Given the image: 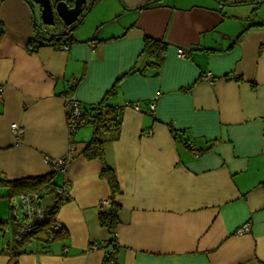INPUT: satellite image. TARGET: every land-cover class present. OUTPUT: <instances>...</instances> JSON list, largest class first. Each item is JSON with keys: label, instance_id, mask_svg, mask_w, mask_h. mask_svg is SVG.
I'll return each instance as SVG.
<instances>
[{"label": "crops", "instance_id": "1", "mask_svg": "<svg viewBox=\"0 0 264 264\" xmlns=\"http://www.w3.org/2000/svg\"><path fill=\"white\" fill-rule=\"evenodd\" d=\"M258 24L264 0H95L67 49L33 50L35 27L52 30L40 6L0 0L1 177L51 172L44 156L68 148L64 95L74 94L85 111L104 101L120 118L117 138L104 144L118 192L112 195L101 177L102 161L82 155L93 128L81 126L72 163L51 180L68 184L69 197L54 215L61 234L47 244L27 243L11 258L0 231V264H105L112 251L119 264H264ZM145 36L166 44L157 73L143 52ZM126 101L139 109L121 108ZM12 123L23 128L19 139ZM45 196L50 208L55 194L47 188L42 202ZM111 200L119 206L113 235L99 221ZM245 222L250 232L234 235Z\"/></svg>", "mask_w": 264, "mask_h": 264}, {"label": "trees", "instance_id": "2", "mask_svg": "<svg viewBox=\"0 0 264 264\" xmlns=\"http://www.w3.org/2000/svg\"><path fill=\"white\" fill-rule=\"evenodd\" d=\"M66 1L71 4L72 0ZM94 1L95 0H90V2L86 4L82 14L79 16L77 21L70 26H65L58 17H55L53 25H45L47 27H51L52 30H47L46 28L41 26L35 27V38L30 41L29 45L32 47L33 50H36L38 47L41 46H52L54 48L60 49L64 45H70L73 41V31L75 27L78 25L84 13L88 10V8L92 5ZM61 27H63V29L57 31L58 28ZM143 41V52L148 56V65H150L154 69V72L157 73L165 58L166 44L160 40L148 36H145ZM83 111L84 114H88L91 117L89 123H91L92 125L93 132L90 139L82 150V155L86 158H98L102 161L103 164L100 175L101 177L107 180L111 188L112 195H114L116 192H118V183L113 168L107 165L104 161V144L107 141L116 139L118 136L120 128L118 108L111 107L107 105L104 101H101L100 103L92 106L89 110ZM172 131L174 132L175 136L178 137L183 143L186 142V139L182 138L183 133H179L178 131H175L173 129ZM54 173L55 172L51 171L47 175L27 177L18 180H7L6 178L0 176V191L6 190L7 192L5 196L7 198L13 194L25 193L28 191H38L42 196L44 194V189L50 188L54 192L55 197L52 206L49 208V210H47V218L42 224L43 227H47L50 226L53 220L55 219V212L60 203H62L61 196L55 192V187L58 185H52L51 183L52 176L54 175ZM118 211L119 206L113 200H111L109 210L101 211L99 213V221L101 225L106 227V229L112 235L114 234L115 227L119 222ZM7 218L0 219V231L1 226L4 224V221ZM61 230L62 226L57 231L53 232L51 240L59 236L62 232ZM1 234L2 236H0L2 238H5V235L2 231ZM111 241L113 242V239L109 242ZM47 243L41 242V244ZM25 244L26 243L24 241L20 243H13L11 246L13 252L9 256L11 258H15L20 253V250L24 247ZM5 249L6 252L9 254V250L7 248ZM106 259L107 257H105V260Z\"/></svg>", "mask_w": 264, "mask_h": 264}, {"label": "built area", "instance_id": "3", "mask_svg": "<svg viewBox=\"0 0 264 264\" xmlns=\"http://www.w3.org/2000/svg\"><path fill=\"white\" fill-rule=\"evenodd\" d=\"M69 45H64L62 48L67 49ZM178 55L184 56L185 51L178 48ZM205 80H212L211 72L202 74ZM70 86H76L77 81L71 79ZM131 107L135 110L139 109L136 103L124 102L121 108ZM155 104H149L148 110L153 112ZM64 110L66 118V129L68 134V148L67 151L56 158L44 156L45 161L50 167L52 172H66L68 166L72 163L75 157V142L73 140L74 134L77 130L89 123L90 115L84 114L81 102L74 96V94L64 95ZM12 135L19 139L23 133V128L17 124H11ZM196 154H198L196 152ZM55 192L61 196V201L64 202L68 199V184L64 182L55 187ZM9 216L1 226V231L6 238L5 248L9 250V255L12 254L11 249L13 243H20L24 241L27 243L49 242L52 233L57 231L61 224L57 220H53L50 226L43 227L42 224L47 218V210L42 203V196L38 191H28L25 193L13 194L8 197ZM250 232L249 222L241 224L236 228L234 235L242 236ZM97 243L90 244L89 249H95ZM105 264H119L115 259V253L112 251L105 260Z\"/></svg>", "mask_w": 264, "mask_h": 264}, {"label": "water", "instance_id": "4", "mask_svg": "<svg viewBox=\"0 0 264 264\" xmlns=\"http://www.w3.org/2000/svg\"><path fill=\"white\" fill-rule=\"evenodd\" d=\"M40 6V17L44 25H53L54 18L58 17L65 26H70L82 14L87 0H31Z\"/></svg>", "mask_w": 264, "mask_h": 264}, {"label": "rangeland", "instance_id": "5", "mask_svg": "<svg viewBox=\"0 0 264 264\" xmlns=\"http://www.w3.org/2000/svg\"><path fill=\"white\" fill-rule=\"evenodd\" d=\"M5 191H0V219L7 218L9 215L8 198L5 196ZM49 197L44 198L43 205L49 208Z\"/></svg>", "mask_w": 264, "mask_h": 264}]
</instances>
